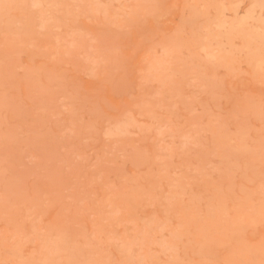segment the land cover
Listing matches in <instances>:
<instances>
[{
	"label": "rangeland",
	"instance_id": "374dc122",
	"mask_svg": "<svg viewBox=\"0 0 264 264\" xmlns=\"http://www.w3.org/2000/svg\"><path fill=\"white\" fill-rule=\"evenodd\" d=\"M0 264H264V0H0Z\"/></svg>",
	"mask_w": 264,
	"mask_h": 264
}]
</instances>
